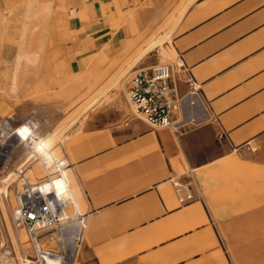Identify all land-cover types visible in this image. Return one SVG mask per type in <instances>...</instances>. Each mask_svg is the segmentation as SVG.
Masks as SVG:
<instances>
[{
  "label": "crops",
  "instance_id": "1",
  "mask_svg": "<svg viewBox=\"0 0 264 264\" xmlns=\"http://www.w3.org/2000/svg\"><path fill=\"white\" fill-rule=\"evenodd\" d=\"M140 3L148 22L178 16L171 44L155 49L177 55L190 76L176 75L175 130L150 126L126 100L67 129V178L88 221L79 264H264V0H58L57 7L72 47L86 53L104 43L117 11ZM70 102L27 101L33 111L25 116L56 125ZM247 142L254 152L233 151ZM234 155L240 165L229 164ZM176 168L190 175L178 177ZM172 180L188 186L176 192ZM185 192L193 199L181 203Z\"/></svg>",
  "mask_w": 264,
  "mask_h": 264
},
{
  "label": "rangeland",
  "instance_id": "2",
  "mask_svg": "<svg viewBox=\"0 0 264 264\" xmlns=\"http://www.w3.org/2000/svg\"><path fill=\"white\" fill-rule=\"evenodd\" d=\"M57 1L0 0V119L10 115L19 119L26 117V113L33 111L27 107V101L71 100L63 109V120L56 125L40 126L42 142L51 140L45 147L56 150L61 157V145H66V131L73 123L89 114L101 112L114 101L126 100L129 104L127 77L140 60L152 62L157 57L159 62H178L177 55L162 56L155 49L164 43L171 44L178 16L161 17L158 21L155 20L157 17H152L148 22L145 3L125 6L116 12L104 43L97 50L83 53L85 49L82 46L72 47L68 18L62 15ZM152 36L165 38V41L135 61ZM72 59H75L76 66ZM71 67H76L77 71L70 72ZM121 72L125 73L123 79L105 91L110 80ZM1 149L3 145L0 143ZM16 151L19 155L20 149ZM229 164L237 166L241 162L234 155ZM26 173L31 181L43 175L38 162ZM5 174L0 169L1 182ZM176 174L178 177L190 175L187 168H176ZM70 181L80 208L85 210L71 178ZM8 195L7 202H2L0 197V247L12 242L19 257L29 256L32 251L25 230L17 227L12 218L13 194L9 191ZM0 264H3L1 258Z\"/></svg>",
  "mask_w": 264,
  "mask_h": 264
},
{
  "label": "built area",
  "instance_id": "3",
  "mask_svg": "<svg viewBox=\"0 0 264 264\" xmlns=\"http://www.w3.org/2000/svg\"><path fill=\"white\" fill-rule=\"evenodd\" d=\"M180 71L189 78V71L182 63L158 62L137 68L127 77L129 103L134 113L150 126L177 128L175 117L181 109L182 96L176 75ZM40 126V121L32 115L22 119L15 115L0 119V143L3 145L0 169L6 173L2 180L5 191L0 189V197L2 202H7V191L12 192V218L25 230L32 251L29 256L19 257L11 242L0 247V258L3 264H79L88 226L87 213L70 192L65 175L68 163L62 149V156L52 154L50 163L33 151L34 144L39 141ZM219 136H225V132H220ZM232 149L237 153H249L256 147L247 142ZM37 162L43 175L31 181L25 174ZM172 183L176 192L188 186L176 180ZM192 199L193 195L186 192L178 198L181 203Z\"/></svg>",
  "mask_w": 264,
  "mask_h": 264
},
{
  "label": "bare ground",
  "instance_id": "4",
  "mask_svg": "<svg viewBox=\"0 0 264 264\" xmlns=\"http://www.w3.org/2000/svg\"><path fill=\"white\" fill-rule=\"evenodd\" d=\"M179 13V12H178ZM178 19V17H177ZM165 41V38H154V36H152L149 41L147 42V44L141 49V51L138 53L137 55V58L134 59L135 61H137L138 58H140L141 56H144L145 54H147L148 52H150L151 50H153L157 45L163 43ZM180 61L178 60V63ZM134 63V62H133ZM130 65V63H129ZM125 73H118L115 77H113L111 80H110V83H108V87L105 88V91H108V89H110L111 87H113L115 84H117L118 82H120L123 77H124ZM96 102V100L94 101ZM133 111L135 112L134 108H133ZM47 135V134H46ZM42 139H43V135L40 136L39 135V141L37 143L34 144L33 146V151L38 154L42 160H45L47 163H50L51 162V159H52V154L59 157L58 153L56 150L52 149V148H49V147H45L48 143L51 142V140L48 141V143H43L42 142ZM53 140V139H52ZM31 170V169H30ZM27 174V173H26ZM6 175V174H5ZM67 177V175H66ZM68 180V178H67ZM68 184H69V181H68ZM58 186V182L56 183V188ZM69 188H70V192L71 194L73 195V197L76 199L74 193H73V190L71 189L70 185H69ZM1 190L5 191V187H1L0 188ZM7 193H9V191H7ZM77 200V199H76ZM17 226V225H16ZM18 227V226H17ZM23 254V253H22Z\"/></svg>",
  "mask_w": 264,
  "mask_h": 264
}]
</instances>
